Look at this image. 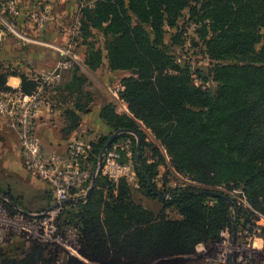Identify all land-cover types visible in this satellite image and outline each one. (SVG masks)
Listing matches in <instances>:
<instances>
[{
  "label": "trees",
  "instance_id": "16d2710c",
  "mask_svg": "<svg viewBox=\"0 0 264 264\" xmlns=\"http://www.w3.org/2000/svg\"><path fill=\"white\" fill-rule=\"evenodd\" d=\"M83 1L78 40L87 45L85 64L96 70L107 58L111 70L131 73L122 80L120 93L129 112L118 114L109 103L101 117L113 131L138 133L140 146L133 133H122L114 142L133 139L138 184L147 196L158 198L163 209L156 213L136 203L126 179L113 182L99 173L98 178L110 182L112 202L91 205V195L103 182L96 178L90 203L78 216L82 253L110 264H190L199 244L219 245L224 230L229 229L233 238L252 222L242 221L246 211L264 215V0ZM186 16L215 62L209 77L189 63H180L171 50V44L186 43L180 26ZM169 29L178 30L171 44L166 42ZM98 33L104 37V47H97ZM80 70L76 67L73 77L77 87L84 80ZM196 74L200 80L216 82V87L197 84ZM9 75L21 77L24 93L36 91L38 80L16 69L0 70V90L12 89L6 84ZM71 87L67 96L60 89L52 95L55 103L51 104L64 115L65 135L81 123L80 113L86 109L80 103L82 93L91 96ZM145 129L158 142L153 162L144 157ZM109 138L101 135L91 141L87 158L91 171ZM162 149L170 157L171 168L192 180L168 189L165 198L151 187L159 166L167 164ZM224 187L242 189L250 209L223 192ZM209 191L224 193L232 202ZM168 208H175L181 217H169ZM34 256L13 261L0 257V264H38L42 254Z\"/></svg>",
  "mask_w": 264,
  "mask_h": 264
},
{
  "label": "rangeland",
  "instance_id": "374dc122",
  "mask_svg": "<svg viewBox=\"0 0 264 264\" xmlns=\"http://www.w3.org/2000/svg\"><path fill=\"white\" fill-rule=\"evenodd\" d=\"M91 1L84 0L83 2L90 3ZM3 2L5 5H3L2 15L6 19H0V32H3L1 37L3 39L6 36L8 41L14 40V43L11 42L13 45L11 49L2 47L0 57L5 59L10 57L9 59H12V55L15 53L17 59H41L44 57L49 60L55 59L54 56L52 58V53L56 52V59H59V63H56L53 67L47 65L46 70L36 76V79H39L49 73L59 74L54 87L48 88L47 102L49 105L52 102L55 103L52 97L54 91L60 89L61 95L67 96L69 93L67 91H70L72 85L76 89L79 88L91 94L90 96L82 93L80 98V103L86 108L84 112L80 113L81 123L79 127L83 126L84 131L78 130V127L69 135L62 134L61 144L45 143L42 145L45 148L64 149L67 143L76 137H81L87 141H95L101 135L111 136L116 133L117 131H113L106 123L96 125V122L99 120L98 117L104 122L101 111L109 103L115 106L114 110L118 114L129 112L128 104L121 98L120 93L123 90L122 80L129 77L131 73L122 70H111L107 58H104L105 60L99 68L90 70L85 64L87 45L78 40L79 34L76 35L73 30L70 33L68 44L61 46V48L33 42L32 37L36 35L32 36V33L22 31L19 27V16L22 13H28L23 11L20 0H5ZM53 11V8L45 7L44 9H34L25 16L30 25L45 29L50 22L49 16L53 15ZM186 20L187 16L180 22V26L185 30L186 43L181 46L171 44V38L177 33V29L168 30L166 42L171 44V50L177 55L180 63H189L193 69H199L203 73V77H209V69L215 62L207 56L204 43L196 31L197 27L194 23H187ZM73 21L69 22V26H72ZM77 24L80 28V22ZM95 41L97 47H104L102 34H96ZM103 53L106 55L105 50H103ZM25 62L23 66H25ZM76 67L81 69L80 73L84 79L81 86L78 87L75 83L72 84ZM13 69L25 72L24 67H21V65H14L8 61L0 65V70H7L8 72ZM195 76L197 77V84L203 85L204 88L214 89L217 85L213 81L200 80L198 74ZM3 117L7 119L8 127L13 130L15 137L11 139L4 135L1 138V140L7 141L4 144L9 147V152L6 154L4 149L0 151V257H2V260H20L29 255H35L34 257L37 259V256L42 254L39 257L38 264H46V262H49L47 264H110L107 260L97 261L90 254L87 256L82 253V231L78 216L84 205L88 201L90 203L89 196L95 190L94 181L99 177L98 174L93 177L94 181L85 195L73 198L68 205H66L67 202L59 212H56L55 199L49 186L29 168L18 133L10 126L9 119L4 115H0V118ZM76 130L78 131L75 132ZM145 131L147 132L146 140L148 144L144 148V157L149 162H153V149L158 142L153 139L148 130L145 129ZM74 132L75 136H72ZM94 132L95 135L97 133L96 138L87 137ZM124 140L121 139L118 142ZM162 151L166 156L167 164L159 166L158 174L153 180L157 190L165 194L170 188L192 184V180L188 175L177 173L171 168L169 165L170 157L165 149H162ZM124 159L134 161L133 153L130 157L124 154ZM88 168L92 169L93 167ZM94 171L95 169L92 172ZM98 179L103 182L96 188V191L92 194L93 197L91 195V205L95 204L96 206L104 205L108 201L112 202L110 182L103 177ZM127 182L136 203H140L156 213L163 209V203L158 198L145 194L138 184L137 176L128 179ZM221 190L226 194L229 193L245 209H250L242 189L230 191L224 187ZM114 193L116 194L117 191L114 190ZM165 211L169 217H181L175 208H168ZM245 214L246 216L242 221L250 220L252 222L239 228L233 238L230 231L222 234L224 238L219 245L206 247L204 244H199L197 247L198 255L190 264H231L232 261H234V264H264V215L257 212L252 215L249 211H246ZM103 216L104 212L102 213ZM255 220L256 224L253 225ZM34 244L39 245L40 248H34Z\"/></svg>",
  "mask_w": 264,
  "mask_h": 264
},
{
  "label": "built area",
  "instance_id": "2783aa9c",
  "mask_svg": "<svg viewBox=\"0 0 264 264\" xmlns=\"http://www.w3.org/2000/svg\"><path fill=\"white\" fill-rule=\"evenodd\" d=\"M58 78L59 74L52 73L42 76L37 79L38 87L31 94L24 93L20 88L0 90V115L6 116L10 126L18 133L29 168L49 186L56 212L73 198L85 195L93 177L99 173L113 182L137 176L134 161L124 159V154L130 157L133 153L131 137L123 142H113L94 172L87 164L91 141L76 137L67 143L64 150L47 149L42 145L36 133V120L44 107L50 106L47 102L48 88L54 87ZM228 231L226 229L222 234Z\"/></svg>",
  "mask_w": 264,
  "mask_h": 264
},
{
  "label": "crops",
  "instance_id": "0c3cea01",
  "mask_svg": "<svg viewBox=\"0 0 264 264\" xmlns=\"http://www.w3.org/2000/svg\"><path fill=\"white\" fill-rule=\"evenodd\" d=\"M3 1L5 0H0V19H6L2 15V12L4 11L3 5H5ZM20 3H22L23 11L28 13H31L32 11H34V9H44L45 7H51L54 10L53 15L49 16L50 22L48 23V25H46L45 29H39L38 27L30 25L25 16L28 13H22V15L19 16V27L21 28V30L32 33V36L36 35L32 37L33 42H36L37 44H47L56 48H61V46L63 47L68 44L69 36L72 30L76 35L79 34V26H77L80 18L79 0H20ZM72 21V26H69V22ZM1 34H3V32H0V49L2 47H8L9 49H11L13 47L11 42L14 43V40L8 41L6 36H4L2 39ZM53 56L55 59L49 60L45 59L44 57H42L41 59H17L16 54L13 53L12 59H9L10 57L8 59L0 57V65L1 63H5L6 61H8L9 63H13L14 65H21V67H24L25 73L37 78V75L43 73V71L46 70L45 67L47 65H51V67H53L56 65V63H59V59H56V52L52 53V58ZM24 61H26L25 66H23ZM21 83L22 79L20 76L9 75L7 77L6 84L12 88H20ZM3 118H0V151H3L4 149V153L6 154L9 152V147H6L4 144V142L7 141H3L1 140V138L5 135L6 137L12 139L13 137H15V135L13 134V130L9 129L8 122H6L7 119ZM98 118L99 120H97L98 122H96V125L104 124V122H102V119H100V117ZM64 122V115L60 108L56 107L54 104L44 107L41 115L36 120V133L41 143L43 145L45 143L61 144L63 134L62 128L64 126ZM79 129L84 131L83 126H80L78 130ZM78 130H76L75 132H77ZM75 132L72 134V136H75ZM96 136L97 133L95 135L94 132L93 134H89V136L87 137L96 138Z\"/></svg>",
  "mask_w": 264,
  "mask_h": 264
},
{
  "label": "water",
  "instance_id": "95a60500",
  "mask_svg": "<svg viewBox=\"0 0 264 264\" xmlns=\"http://www.w3.org/2000/svg\"><path fill=\"white\" fill-rule=\"evenodd\" d=\"M122 133H133L135 135H137L138 139H139V146H140V136L138 135L137 132L131 130V129H121L119 131H117L116 133H114L113 135L110 136L108 142L106 143V145L104 146L101 154H100V157H99V163H101L102 159H103V156H104V153L106 152V150L110 147V145L114 142V140L119 136L121 135ZM94 181V180H93ZM151 187H152V190L154 191L155 194H157L158 196L162 197V198H165L166 195L160 193L155 187L153 184H151ZM209 194L211 195H214V196H219V197H223L225 198L226 200H228L229 202H232V200L224 193H221V192H216V191H209L208 192ZM231 264H234V261L231 262Z\"/></svg>",
  "mask_w": 264,
  "mask_h": 264
}]
</instances>
